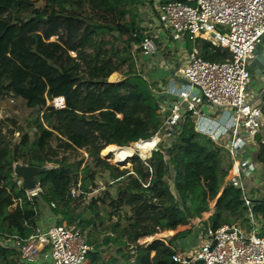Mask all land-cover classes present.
<instances>
[{
	"label": "trees",
	"instance_id": "trees-1",
	"mask_svg": "<svg viewBox=\"0 0 264 264\" xmlns=\"http://www.w3.org/2000/svg\"><path fill=\"white\" fill-rule=\"evenodd\" d=\"M38 2L0 0V31L4 26L20 29L13 47L41 61L52 82L73 87L63 97V110H44L47 101L61 97L41 95L32 116L22 123L0 120V236L24 244L38 230L44 204L60 218L57 224L65 221L85 237L92 249L89 261L139 237L196 220L221 191L232 158L195 133L189 118L180 123L173 139L160 141L159 153L146 164L134 158L129 169H120L101 158L109 146L128 147L163 134L156 115L158 101L147 81L156 74L143 69L140 45L149 36L141 18L143 0H45L44 7L37 9ZM57 19L67 21L70 28L82 27L72 52L57 40L50 42L58 33L53 27ZM156 44L161 58L167 59L168 49L158 40ZM195 46L206 62L230 58L206 42ZM113 74L121 76L115 84L108 82ZM17 96L11 82L0 76V103ZM250 157L264 168V133ZM15 164L52 167L36 177L37 198L17 185ZM78 182L81 195L72 199L70 190ZM247 196L264 239V195H246L230 186L213 215L177 234L168 245H153L101 264H175V250H187L207 229L233 223L246 227ZM18 262L17 249L0 246V264Z\"/></svg>",
	"mask_w": 264,
	"mask_h": 264
},
{
	"label": "built area",
	"instance_id": "built-area-1",
	"mask_svg": "<svg viewBox=\"0 0 264 264\" xmlns=\"http://www.w3.org/2000/svg\"><path fill=\"white\" fill-rule=\"evenodd\" d=\"M143 2L141 18L149 34L140 45L143 69L145 73L156 74L147 81L158 101L156 115L163 134L130 144L152 142L153 146L149 156L134 155L129 162L138 158L146 164L157 154L155 150L160 141L173 139L180 123L189 118L195 133L206 136L232 158V169L228 173V176L233 173L231 186L240 188L246 195H264L261 173L248 159L255 138L264 130V103L252 108L253 103H247L246 93L251 85L247 64L264 51V0ZM157 40L168 49L170 56L167 59L161 58ZM202 41L226 52L230 58L223 63L204 61L195 46ZM179 79L187 85H181ZM175 84L179 87H174ZM47 109H65L64 99L47 101L44 110ZM213 116L218 118L217 123L212 124ZM162 157L166 159L163 154ZM14 178L22 187V181ZM120 186L125 187V184ZM27 193L30 198H37L39 190L36 186ZM80 195L78 182L70 190V198ZM244 202L248 207L246 227L233 223L216 230L207 229L187 250H175L173 263L264 264L260 219L251 211L248 196ZM17 205L14 202L13 208ZM58 220L60 218L54 216L46 228L39 226L24 244L16 238L0 236V246L17 249L18 264L86 263L92 249L86 244L85 237L65 221L57 224Z\"/></svg>",
	"mask_w": 264,
	"mask_h": 264
},
{
	"label": "rangeland",
	"instance_id": "rangeland-1",
	"mask_svg": "<svg viewBox=\"0 0 264 264\" xmlns=\"http://www.w3.org/2000/svg\"><path fill=\"white\" fill-rule=\"evenodd\" d=\"M53 27L58 29V33L50 42L57 40L72 52L82 27L76 24L75 27L72 25L70 28L67 21L63 19H57ZM20 32V29L7 28L5 26L0 31V76L9 80L14 90L18 92V96L15 99L0 103V120L12 118L17 120L18 123H22L32 116L41 95L45 99L48 97L67 98L73 87L72 84L63 81L52 82L49 70L41 61L13 47V41ZM70 55L73 56V54ZM117 79L111 77L108 82H118L120 78L117 77ZM177 86L179 87L178 84L174 85V87ZM263 88L264 74L253 77L252 83L246 92L247 103H251V96H256ZM262 133H264V130ZM108 162L120 169L130 168L129 161L127 165L113 163L112 158ZM196 227L194 226L193 228Z\"/></svg>",
	"mask_w": 264,
	"mask_h": 264
},
{
	"label": "bare ground",
	"instance_id": "bare-ground-1",
	"mask_svg": "<svg viewBox=\"0 0 264 264\" xmlns=\"http://www.w3.org/2000/svg\"><path fill=\"white\" fill-rule=\"evenodd\" d=\"M152 146H153L152 142H144L142 144L132 145L129 147L109 146L102 151L101 158L106 161H110L109 159L112 158L113 163H116L119 165H127L128 161L134 155H138L141 158H146L147 156H149V152H150V149H152ZM247 148L248 146L244 150V153L246 152ZM232 177H233V173H230V175L227 177L226 181L224 182V185L222 186L219 194L216 195L208 203L204 211L201 213V215L196 220L188 221L187 223L182 224V225L173 226L159 234L139 237L133 242L127 244L125 247L111 251L110 253L106 255L95 257L87 261L84 264H101L106 260L115 259L116 257L120 255H125L131 252L141 251L144 248H148V246L151 244H157V245H160L162 243L165 244L166 241L169 239V237H172L175 233H178L182 231L183 229L193 228L194 226L197 225L199 221L203 219H207L208 217L213 215L217 209L220 208V206L223 203V199L227 191V188L232 185Z\"/></svg>",
	"mask_w": 264,
	"mask_h": 264
},
{
	"label": "water",
	"instance_id": "water-1",
	"mask_svg": "<svg viewBox=\"0 0 264 264\" xmlns=\"http://www.w3.org/2000/svg\"><path fill=\"white\" fill-rule=\"evenodd\" d=\"M45 5V0H39L38 4H36V8L40 9L42 7H44ZM181 85L185 86L187 85V83L181 79L177 80ZM264 103V94H261L257 97V99L253 102L252 104V108H258L260 107L262 104ZM261 141V134L258 135L255 138V144H258ZM155 153H158V150H155ZM111 159V158H110ZM109 159V160H110ZM49 168H52L50 166H46L42 169H38V168H32V167H26V166H22L20 164H15L13 167V174L17 179H20L22 181V189L25 191H31L33 189H35L36 187V177H38L39 175L43 174L45 171H47ZM225 198V196H224ZM224 200V199H223ZM221 207V206H220ZM204 211V210H203ZM206 219H203L201 221H199L198 223L204 221ZM197 223V224H198ZM197 226V225H196ZM194 228L191 229H183L182 231L175 233L172 237H169V239L166 241L165 244H151L148 247H151L153 245H157V246H161V245H168L170 243V241L179 233L186 231V230H192ZM147 248H144L142 250H145ZM134 253V252H131Z\"/></svg>",
	"mask_w": 264,
	"mask_h": 264
},
{
	"label": "crops",
	"instance_id": "crops-1",
	"mask_svg": "<svg viewBox=\"0 0 264 264\" xmlns=\"http://www.w3.org/2000/svg\"><path fill=\"white\" fill-rule=\"evenodd\" d=\"M263 45H264V42H263ZM247 69H248V71L250 73L251 83H252V78L253 77L260 76V75L264 74V51H263V54L259 58L251 60V61L248 62ZM111 77H114L116 80H118L117 77L121 79V76L119 74H113ZM110 83H112V82H110ZM115 83H117V82H114L113 84H115ZM261 94H264V88L261 91H259L256 96H254V99L252 100V103ZM217 119H218L217 117L213 116L212 119H211L212 120L211 121L212 124L217 123ZM210 126H213V125H210ZM248 159H249V162L254 164L253 157H250V154L248 156ZM254 166H255V164H254ZM255 167L258 168V171L261 173V178L264 180V168L260 167V166H255ZM228 188H227V190H228ZM226 193H227V191H226ZM226 193H225V195H226ZM251 195H254V194H251ZM54 216L55 215L49 210V208L46 205L42 204L41 205V209H40V220L37 223L38 229H39V226H40V229H44L48 225H50L51 222H53V220H54Z\"/></svg>",
	"mask_w": 264,
	"mask_h": 264
}]
</instances>
